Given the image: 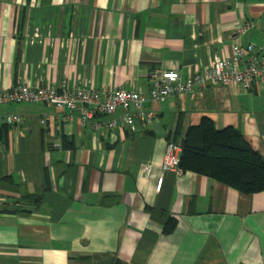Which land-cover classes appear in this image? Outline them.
<instances>
[{
	"label": "crops",
	"instance_id": "obj_1",
	"mask_svg": "<svg viewBox=\"0 0 264 264\" xmlns=\"http://www.w3.org/2000/svg\"><path fill=\"white\" fill-rule=\"evenodd\" d=\"M263 41L264 0H0V86L149 90L155 71L185 79ZM146 108L152 120L106 129L46 102L0 104V264H264V190L162 169L167 142L205 116L264 157V85Z\"/></svg>",
	"mask_w": 264,
	"mask_h": 264
},
{
	"label": "built area",
	"instance_id": "obj_2",
	"mask_svg": "<svg viewBox=\"0 0 264 264\" xmlns=\"http://www.w3.org/2000/svg\"><path fill=\"white\" fill-rule=\"evenodd\" d=\"M255 26L253 20H247L237 26L236 34L248 31ZM211 84L236 85L241 90H249L255 84L264 85V41L257 47L250 43L236 45L232 54L218 57L209 66L182 79L176 69L155 71L152 87L149 90L113 88L96 89L86 85L58 87L55 84H31L23 82L11 87L0 86V104L14 102L40 101L68 110L72 117L78 113L82 124L89 122L96 128L113 129L119 126H134L136 120L147 121L154 118L146 104L149 101L160 102L174 94L193 91L196 86L207 87ZM118 109L121 114L106 121L99 120L100 115H112ZM22 120L20 115L10 114L7 123ZM45 122V119H42ZM182 145L169 140L162 162V169L178 172Z\"/></svg>",
	"mask_w": 264,
	"mask_h": 264
},
{
	"label": "trees",
	"instance_id": "obj_3",
	"mask_svg": "<svg viewBox=\"0 0 264 264\" xmlns=\"http://www.w3.org/2000/svg\"><path fill=\"white\" fill-rule=\"evenodd\" d=\"M7 135V125H0V141ZM180 168L203 173L239 191L264 190V157L234 126L218 129L205 116L189 126L181 141Z\"/></svg>",
	"mask_w": 264,
	"mask_h": 264
}]
</instances>
